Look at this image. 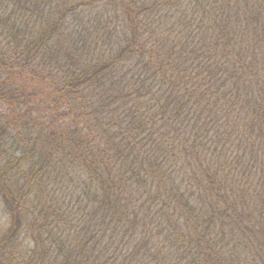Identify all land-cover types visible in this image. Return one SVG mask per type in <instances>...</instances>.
<instances>
[{
  "label": "trees",
  "instance_id": "16d2710c",
  "mask_svg": "<svg viewBox=\"0 0 264 264\" xmlns=\"http://www.w3.org/2000/svg\"><path fill=\"white\" fill-rule=\"evenodd\" d=\"M0 199V264L264 247V0H0Z\"/></svg>",
  "mask_w": 264,
  "mask_h": 264
},
{
  "label": "rangeland",
  "instance_id": "374dc122",
  "mask_svg": "<svg viewBox=\"0 0 264 264\" xmlns=\"http://www.w3.org/2000/svg\"><path fill=\"white\" fill-rule=\"evenodd\" d=\"M262 19V17L260 16ZM10 226L9 213L3 202L0 199V239L6 236ZM242 236H245L242 234ZM25 236H20L16 242H19V247H22L23 251L24 246L29 248L32 246L31 243L24 241ZM254 246L250 247L246 251H243V255L239 258L238 264H264V247L263 241L258 234H256L255 242L252 243Z\"/></svg>",
  "mask_w": 264,
  "mask_h": 264
}]
</instances>
